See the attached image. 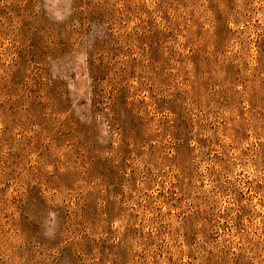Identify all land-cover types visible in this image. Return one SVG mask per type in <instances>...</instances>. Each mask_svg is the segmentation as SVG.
<instances>
[{"label":"rangeland","instance_id":"rangeland-1","mask_svg":"<svg viewBox=\"0 0 264 264\" xmlns=\"http://www.w3.org/2000/svg\"><path fill=\"white\" fill-rule=\"evenodd\" d=\"M0 264H264V0H0Z\"/></svg>","mask_w":264,"mask_h":264}]
</instances>
